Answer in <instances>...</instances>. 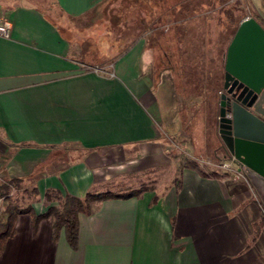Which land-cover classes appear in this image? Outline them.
<instances>
[{"label":"crops","instance_id":"obj_1","mask_svg":"<svg viewBox=\"0 0 264 264\" xmlns=\"http://www.w3.org/2000/svg\"><path fill=\"white\" fill-rule=\"evenodd\" d=\"M51 1L79 18L106 0ZM245 1L246 16L264 21V0ZM44 5L0 0L12 23L10 36L0 37V171L37 189L30 203L36 214L57 205L45 201L48 189L83 197L96 187L123 190L117 180L146 172L155 182L78 213L75 248L63 226L53 240L51 217L34 230L30 215L18 214L0 264H264V207L256 198L264 205V177L237 166L229 175L202 176L181 166L173 150L184 146L203 170L208 160H227L219 145L193 133L200 105L217 107L219 96L198 93L192 83L180 91L172 75L157 73L147 38L95 72L73 56L69 36ZM231 23L234 33L239 21ZM69 149L78 154L64 160Z\"/></svg>","mask_w":264,"mask_h":264},{"label":"trees","instance_id":"obj_2","mask_svg":"<svg viewBox=\"0 0 264 264\" xmlns=\"http://www.w3.org/2000/svg\"><path fill=\"white\" fill-rule=\"evenodd\" d=\"M135 1L139 2L142 7L145 6L147 12L150 11L152 5L156 6L157 9V19L152 22L154 24L149 25L148 20L145 18V33L150 32L148 33L150 35L148 41L153 44V60L156 72L162 71L172 75L177 88L181 87L182 84L184 88H188L189 83H192V85H196L198 93L206 92L209 96H218L223 78L225 47L233 34L234 28L226 25L222 30V35L220 34L209 43L210 39L207 41V38L210 30L207 23L212 17L211 13L221 9L218 5L221 4V7L228 6L229 0H156L154 4L149 5L147 3L143 4L141 0ZM210 8L212 11H209ZM213 8H216L217 11ZM254 15L264 27V21L256 14ZM155 26L160 27V31H155ZM170 29L177 30V33L175 31L176 36L168 32ZM157 31L158 34L162 33L164 36L163 41L153 36ZM140 38L133 40L126 48L112 59H109V63L114 62L117 57L125 53ZM86 56L83 51V57L78 59L87 66H100ZM180 165L196 169L202 176L220 175L217 172L208 173L204 171L191 159H184ZM11 182L12 180L1 184L0 188L9 190L10 185L8 183ZM179 185L178 181L177 187ZM152 188V183H141L137 188H126L117 192L111 189L89 191L83 197L69 193L61 194L58 190L48 189L44 194L45 201L47 203L57 201V205H50L41 214H36L30 205L19 207L9 196H5L7 202L3 208V218L0 221V254L6 240L14 233V222L18 214H29L34 230L41 219L51 217L53 240L57 237L58 229L63 226L67 242L72 248H75L78 240V213L90 214L95 205L104 199L128 198ZM31 190L36 196L37 189L32 188ZM1 194L2 192H0Z\"/></svg>","mask_w":264,"mask_h":264},{"label":"rangeland","instance_id":"obj_3","mask_svg":"<svg viewBox=\"0 0 264 264\" xmlns=\"http://www.w3.org/2000/svg\"><path fill=\"white\" fill-rule=\"evenodd\" d=\"M155 1L156 0H141L143 4L147 3L148 5L152 3L154 4ZM43 2L45 4L43 6V10L45 11V13L49 15L54 21H56L64 30V33L69 36L71 40V52L73 56L77 58L83 57L84 51V54L87 55L86 57L94 60L100 66H103L100 67L98 65H95L94 67L104 69H109V59H112L120 51L126 48L133 40L141 37L145 42V38L148 39V36H150L148 35V33H150L149 31L145 33V18L148 20L149 25H152L154 24L152 22L157 19L158 15L156 6L153 5L151 6L150 11L147 12L145 6L142 7L141 4H139V2H136L135 0H106L95 12L88 13L79 18H70L62 14L51 0H43ZM228 4L229 5L225 7H221V4H217L219 9L221 8L218 11L216 10V8H213L217 12L211 13L212 17L207 23L208 26L206 25L210 30L207 38V41L208 39H210L208 42H212L214 38L219 36L222 33L223 28L228 25V22H232L231 25H234L238 20L240 21L242 18L246 17L247 14L245 13H248V11L250 12V10L246 8L247 1L245 0H229ZM238 10H242V12L239 13ZM209 11H212V9L210 8ZM154 28L155 31H160V27L157 28V26H155ZM175 31L177 33V30L173 29H170L168 32H170L171 35L174 34L176 36ZM153 36L158 37L159 40H164V36L162 35V33L158 34V31L155 32ZM180 86L181 87H179V89L181 91V88L183 90L184 86L183 84ZM221 90L222 84L220 86L219 92ZM205 95L207 96V94ZM218 96L214 97L215 101H217ZM199 100L201 99H198V101ZM200 106L201 107H199V112L197 114L198 118L193 127L194 137L197 138L200 142H203L205 138H207L208 140L210 139L213 141L215 147L217 145L220 146L221 140L216 129L217 112L219 105L217 107L216 105H214L215 107H213L212 109L203 105ZM173 150L177 152L176 154L179 161L183 159H193L188 155V152H192L190 150H187V148H185L184 146H180V148L174 146ZM61 151L62 150L60 148L58 152ZM77 154V150L69 149L65 151L62 156L64 157V160H67L73 159V156ZM204 161L206 162V160ZM196 162L198 161L196 160ZM62 163L63 162H61L60 164ZM212 163V165L204 163V170H206L208 173L217 171L224 173L221 168L218 167L220 161L213 158ZM230 173L233 172L228 171L224 174L229 175ZM175 175L176 173H174L173 176ZM165 176V173L159 174L161 185L165 183ZM152 177L153 175L149 174L148 172L145 173V177H142L138 174H131L122 177L120 179L121 181L117 180V182L119 181L123 183V185H127L124 186L123 189L127 188L128 185H132L134 186V188H137L141 183L149 184L155 182L151 180ZM10 180H12V182L8 183L10 185L9 190L0 188V192H2L0 197L3 198L0 208V221L3 218V208L6 205L5 203L7 202L5 200V196H9V198L16 202L19 207L28 206L34 199H36L35 194L31 190L32 187L30 184H27V187H25L26 183H24V185H21L17 180L8 178L3 172L0 171V186L1 184L7 183ZM100 189H111L112 191H119L110 186H106L105 188L100 187L99 189L97 187L91 188V190L89 191H101ZM256 198L259 199L261 205L264 207L261 200L262 197L257 194Z\"/></svg>","mask_w":264,"mask_h":264},{"label":"water","instance_id":"obj_4","mask_svg":"<svg viewBox=\"0 0 264 264\" xmlns=\"http://www.w3.org/2000/svg\"><path fill=\"white\" fill-rule=\"evenodd\" d=\"M233 81L256 94L264 91V27L252 16L239 21L226 48L217 127L225 158L264 177V115L237 99L228 103Z\"/></svg>","mask_w":264,"mask_h":264},{"label":"flooded vegetation","instance_id":"obj_5","mask_svg":"<svg viewBox=\"0 0 264 264\" xmlns=\"http://www.w3.org/2000/svg\"><path fill=\"white\" fill-rule=\"evenodd\" d=\"M228 89L231 90V93L227 94L228 103L233 101V99H237V101L241 103L247 109L251 111H256L259 115L260 114L264 115V91L260 92L259 94H256L254 92L249 91L244 86L240 85L239 82H235V81L230 83V85L228 86ZM232 93L235 94L234 98L232 97ZM216 126H217V123H216ZM216 129H217V133L220 138L218 127ZM220 147L223 149L222 140H221ZM235 165L239 168L242 167L236 163Z\"/></svg>","mask_w":264,"mask_h":264},{"label":"built area","instance_id":"obj_6","mask_svg":"<svg viewBox=\"0 0 264 264\" xmlns=\"http://www.w3.org/2000/svg\"><path fill=\"white\" fill-rule=\"evenodd\" d=\"M11 28H12V23L11 21L5 17L1 11H0V37L3 38H8L11 34ZM95 72H100L102 71L101 68L98 67H91ZM107 73V72H106ZM109 75H113V72H108ZM209 164H212V162L210 160L207 161ZM218 167L221 168V170L223 172H228V171H233L234 168L236 167L235 162L232 159H227L224 160L223 162H220L218 164ZM242 169H246L248 167L242 165L241 167ZM239 171H241L239 169ZM3 198L0 197V208H1V203H2Z\"/></svg>","mask_w":264,"mask_h":264}]
</instances>
